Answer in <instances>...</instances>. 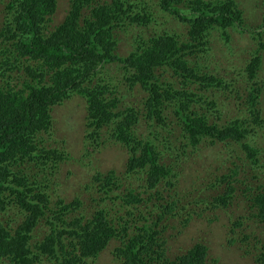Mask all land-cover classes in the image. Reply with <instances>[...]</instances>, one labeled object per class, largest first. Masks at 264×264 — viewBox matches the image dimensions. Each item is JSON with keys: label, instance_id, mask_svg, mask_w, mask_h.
Segmentation results:
<instances>
[{"label": "trees", "instance_id": "obj_1", "mask_svg": "<svg viewBox=\"0 0 264 264\" xmlns=\"http://www.w3.org/2000/svg\"><path fill=\"white\" fill-rule=\"evenodd\" d=\"M70 1L74 7L53 30L51 21L59 0H8L0 7V264H48L53 260L59 264H90L113 239L122 243L113 251L121 264H210L208 246L200 243L186 255L163 258L165 251L155 228L167 219V213L155 211L153 224L143 220L148 209L144 211L142 204H147L145 208L151 205L152 211L160 205L169 217L177 216L171 212H180L174 203L154 202L146 190L141 193L134 189L126 196V202L134 207L130 218L143 220L141 227H133L132 237L126 229H114L107 210L97 209L87 219L86 205L76 198L66 203L58 195L57 183L46 178V171H51L64 155L47 148L39 136L53 128L54 107L80 96L86 103L88 128L94 129L95 135V127L110 131V141L129 151L126 174L147 176L149 191L161 184L175 190L180 177L189 173L187 185L204 196L191 202L193 206L205 201L207 215L226 208L232 210L231 214L241 211L244 216H236L242 220L264 225V154L250 146L264 130L259 101L264 88L262 50L252 51L244 71L242 67L235 75L239 79L221 71L219 65L185 59L189 55L197 58L198 53L208 50L206 38L215 26H240L242 9L234 0H158L155 5L160 12L190 24L197 45L179 43L177 35L163 33L147 40L136 37L134 50L121 56L114 31L126 29L129 20L131 24L151 25L153 19L145 14V8L152 14L153 5L146 0ZM82 11L88 12L83 20H91L85 27L80 25ZM262 20L259 29L263 32L255 31L260 39L264 9ZM224 35L228 40L229 34L224 31ZM260 45L264 50V44ZM171 69L179 77L175 81L172 74L165 77ZM123 85L127 92L148 96L141 108L135 105L136 100L125 101ZM223 95L248 105L242 113L244 119L227 120L228 103H220ZM176 97L179 102L174 101ZM174 108H180V119ZM142 115L151 117L156 126L148 127V136L139 132L137 122ZM168 115L171 120L165 119ZM232 144L238 145L239 154ZM218 148L225 154L217 156L220 162L216 166L197 175L184 167L188 163L192 168L197 166L196 157L201 152L210 155ZM48 162H54V167ZM32 165L37 167L29 169ZM113 172L96 177L106 194L115 188ZM51 185L53 192L49 193ZM211 195L214 198L206 200ZM240 221L236 219L234 225L244 223ZM44 225L50 231L42 237ZM243 236L241 248L245 254L253 255L255 264H264V242L257 237L248 242L251 236Z\"/></svg>", "mask_w": 264, "mask_h": 264}, {"label": "rangeland", "instance_id": "obj_2", "mask_svg": "<svg viewBox=\"0 0 264 264\" xmlns=\"http://www.w3.org/2000/svg\"><path fill=\"white\" fill-rule=\"evenodd\" d=\"M8 0H0V7H2ZM238 3L239 8L243 11L242 24L235 28H231V25L227 26H215L210 31L208 40V50L206 52H200L197 58L189 55L185 59L191 63L195 60L198 64L207 65L211 64L219 65V69L223 72L232 73L234 77L240 69L243 67V71L249 59L250 55L255 50L261 48L263 54V63L261 66V74L264 76V50L260 43L264 44V33L262 38H258L255 34L256 29L262 24V12L264 9V0H234ZM110 2V0H108ZM107 2V3H108ZM134 2V0H131ZM158 0H146V4L153 5L152 14H150L145 8V14H149L153 21L149 26H141L138 24H131L126 22V29H119L114 31V35L118 40L117 52L121 56L128 55L131 50H134L136 43L134 41L139 38L147 40L148 38L163 34L170 33L175 34L179 43H192L197 45L198 41H194L190 34V24L185 23L180 18H175L174 15H167L160 12L155 5ZM73 4L70 0H59L58 7L55 15L51 21V29L59 26L65 17L70 13ZM137 10H141L140 6H137ZM88 12L82 11V24L85 27V16ZM137 14V13H136ZM52 29V30H53ZM224 31L229 34V39H225ZM261 36V35H260ZM193 66L194 64H188ZM115 72V68L112 67ZM173 75V81L177 80L176 74L171 69L165 73V77ZM240 76V75H239ZM170 78V77H169ZM239 79L238 77H236ZM246 80V79H244ZM264 84V80L261 81ZM125 84V83H124ZM241 86L244 83H239ZM196 87V86H195ZM126 93L127 98L125 101L128 103L136 100L135 105H141L146 101L147 95H139L137 92L130 93L125 90V85L122 88ZM229 92V91H226ZM174 101L179 102L177 97ZM259 101H262L264 109V88L259 92ZM228 103L226 110L228 111L227 120L234 117L245 118L242 114L248 105L242 100L230 99L226 95H223L220 103ZM178 107V103L176 104ZM262 109L261 119L264 120V110ZM180 108H174L176 117H179ZM52 116L54 126L50 130L49 134H41L39 140L47 145V148H55L63 153L64 159L57 163L54 167V162H48L51 171H46L45 175L47 179L52 180L53 183H57L59 189L58 195L64 198L66 203H70L75 198L82 204L86 205L88 209L87 213H84L87 219H90L97 209L104 210L107 217L112 222L115 230H125L128 236L132 237V233L135 231L133 227H141L144 219H148L154 224L152 218L153 214L159 212L163 214L167 213V219L159 221V231L157 236L158 242L162 244V250L165 251L163 258L175 259L177 256L186 255L187 251L194 247L197 243L208 246V262L210 264H255L252 258L253 255H246L243 246L244 236L243 233L251 236L248 242L252 241V238L264 242V225H259L256 222H250L246 219L238 218L236 215H243L241 211H235L231 214L232 210L226 208H220L212 212V214H206L207 205L205 201L199 203L197 207L193 206L191 202L202 200L203 195H199V191L191 190L187 185L190 181L189 173H186L184 177H180V184L175 185V190L170 188H164L165 185L161 184L158 189L152 186L150 191L147 188L145 180L143 181L139 176H129L126 174V164L129 158V151L120 144H115L110 141V131L106 127H95L98 132L97 135L94 129L88 128L87 120V108L86 103L80 96H74L72 99L66 101L64 104L58 105L52 109ZM148 118V119H144ZM170 118V119H169ZM165 119L171 120V116L165 117ZM182 120V119H181ZM139 124L140 134L148 136L147 130H150L149 126H154V121L151 117L142 115ZM250 127L249 124H247ZM252 126L259 129L256 123ZM156 128V126H154ZM154 127H152L154 129ZM170 129L174 128V125L169 126ZM160 130V128H157ZM91 135H94L91 137ZM251 142V139H249ZM253 147L258 154H264V130L252 141ZM234 151L238 154L240 149L237 144H232ZM224 150L218 148L214 153L207 155L205 152H201L200 156L196 157L198 164L192 168V164L188 163L184 167L189 172L194 171L195 175L200 174L205 168L209 166H216L219 164L220 159L217 156H224ZM37 166L32 165L29 169H35ZM42 172L40 169H38ZM116 178L114 191L106 194L102 191L100 183L96 181L98 173L107 175L112 173ZM55 174L53 175V172ZM37 172V170H32ZM51 172V173H50ZM203 175V174H202ZM189 176V177H188ZM95 177V178H94ZM144 177V176H142ZM147 178V176H146ZM155 183V182H153ZM117 187V188H116ZM140 190L141 193L151 194L154 202L158 200L160 204H167L171 206L174 203V208L180 212H171V215L175 213V217L170 216L167 211H163L162 206L159 205L157 209L152 211L151 205L148 208L143 206L142 208L147 212L143 216V220L138 221L136 218H130L133 213L132 205L126 202V196L131 190ZM49 193L53 192V186L48 190ZM57 194V193H56ZM146 194H143L145 196ZM220 194V193H219ZM214 198L213 195L209 196L206 200L211 201ZM163 199V200H162ZM213 207V206H212ZM203 216V217H202ZM148 217V218H147ZM236 219H240L244 223L240 226H235ZM240 221V222H241ZM152 224V225H153ZM40 232L42 237L48 233L49 226L44 225ZM125 226L127 228H125ZM121 237H124L121 235ZM156 239V240H157ZM128 239H126L127 241ZM127 243V242H125ZM122 243L113 239V241L106 247V249L98 256L95 261H90V264H121L119 260L115 258L113 251ZM242 255H245L244 259ZM58 257L63 259V254H59ZM46 259V258H44ZM59 264L58 261L53 260L52 263Z\"/></svg>", "mask_w": 264, "mask_h": 264}, {"label": "clouds", "instance_id": "obj_3", "mask_svg": "<svg viewBox=\"0 0 264 264\" xmlns=\"http://www.w3.org/2000/svg\"><path fill=\"white\" fill-rule=\"evenodd\" d=\"M107 1L108 0H101V2H106L107 3ZM71 2V1H70ZM72 7H74V5L72 6ZM63 22V21H62ZM91 22V20L88 18V19H86V22H85V25H86V23H90ZM61 24V23H60ZM82 24V21L80 22V25ZM139 132H141V131H139ZM146 132H147V129H146ZM142 176H144V177H142ZM141 178H142V180L144 181L145 179H146V176L145 175H141L140 176Z\"/></svg>", "mask_w": 264, "mask_h": 264}, {"label": "flooded vegetation", "instance_id": "obj_4", "mask_svg": "<svg viewBox=\"0 0 264 264\" xmlns=\"http://www.w3.org/2000/svg\"><path fill=\"white\" fill-rule=\"evenodd\" d=\"M129 176H131V175H129ZM133 176H135V175H133Z\"/></svg>", "mask_w": 264, "mask_h": 264}]
</instances>
